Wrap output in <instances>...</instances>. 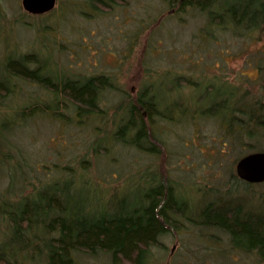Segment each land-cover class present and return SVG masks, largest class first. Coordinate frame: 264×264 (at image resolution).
<instances>
[{
	"label": "rangeland",
	"instance_id": "1",
	"mask_svg": "<svg viewBox=\"0 0 264 264\" xmlns=\"http://www.w3.org/2000/svg\"><path fill=\"white\" fill-rule=\"evenodd\" d=\"M88 1L55 0L52 8L34 14L23 8L21 0H0V72L8 54L32 51L46 59L54 76L64 71L81 76L106 73L118 87L117 91L103 96L101 105L106 117L102 119L78 122L72 115L69 123H65L47 112L36 114L23 126H16L7 136L9 150L17 145L28 159L18 158L7 165L15 171L23 169L21 175L18 171L10 173L6 166L0 165V201L30 194L33 188L53 178L75 174L74 179H80L79 173L90 179L87 186L74 182L86 197H92V192L109 194L120 189L129 174L132 181L141 182L140 175L146 168L172 179L190 201L222 194L228 188L244 196L245 187L250 185L248 195L256 203H264V181L239 185L232 179L239 148L228 142L221 143L224 141L221 130H217V124L211 119L177 116L180 110L174 108L175 120L160 123L164 141L158 143L160 153L157 155L134 152L110 141L100 145L108 148H98L100 142H95L113 132L114 117L119 111L116 103L127 97L126 92L135 97L140 86L151 81L153 70L158 71L154 76L156 84L162 76L159 73L168 69L199 83L214 81L218 87L220 79L253 93L257 89L254 80L257 71L254 61L248 58L252 53L248 47L258 46L259 42L246 45L245 41L234 40L218 30H211L213 37L203 41L205 37L201 32L206 23L202 16L181 13L179 18L174 16L173 8L166 9L158 0H116L109 8L91 6ZM13 83L14 93L0 99L2 112L13 116L14 108L21 104L45 105L51 101L50 90L36 82L13 79ZM198 93H205L202 83L193 90L190 87L166 90L165 96L171 101L180 99L187 105L193 104L194 94ZM210 98H214V93L206 99ZM261 139L260 145L264 147V136ZM5 151H8L5 145L0 146L1 160ZM106 161L112 162L115 176L101 170ZM186 223L182 230L160 239L161 247L153 248L151 264H196L200 260L202 264H219L222 258L224 261L220 264L229 263L226 256L216 257L220 251L209 236ZM5 224L7 220H0V238L4 236ZM75 256L76 264H108V258L102 253L96 256L76 253ZM231 259L234 264H252L253 261L252 256L235 252H231ZM41 263L30 261L29 264Z\"/></svg>",
	"mask_w": 264,
	"mask_h": 264
},
{
	"label": "trees",
	"instance_id": "2",
	"mask_svg": "<svg viewBox=\"0 0 264 264\" xmlns=\"http://www.w3.org/2000/svg\"><path fill=\"white\" fill-rule=\"evenodd\" d=\"M115 1L89 0L88 4L109 8ZM158 1L166 9L173 8L174 16L179 18L181 13L202 16L206 23L201 32L205 37L203 41L213 37L211 30H218L234 40L245 41L246 45L259 42L258 46L248 47L252 52L248 58L254 61L257 71L254 78L257 89L249 94L246 89L220 79L218 87L214 81L201 82L205 93L194 94L193 104L186 105L177 98L167 99L165 91L183 87L193 90L194 86H200V81L175 75L167 69L159 73L162 76L156 84L154 76L158 71L153 70L151 81H145L148 83L140 86L135 97L126 92L127 97L116 103L119 111L114 117V130L95 140L97 144L100 142L98 148H108L100 145L110 141L134 152L157 155L160 153L158 143L164 141L160 123L175 120L172 110L178 108L177 116H200L217 124L224 138L221 143L228 142L239 148L235 161L248 152L264 150L260 145L264 136V0ZM45 61L38 53L28 51L8 54L1 66L0 99L14 93L13 79L36 82L52 93L51 101L45 105L21 104L14 108L13 116L0 111V146L5 145L8 150L3 153L6 161L0 158V165L6 166L10 173L18 171L21 175L23 169L15 171L7 165L18 158L28 159L17 145L9 150L7 136L16 126H23L36 114L47 112L65 123H69L72 115L78 122L102 119L106 117L101 105L103 96L118 88L113 77L106 73L81 76L64 71L54 76ZM210 93H214V98L208 100ZM101 168L105 174L115 176L112 162H103ZM145 170L140 175L141 182L132 181L129 174L122 187L109 194L92 192V197H86L74 182L87 186L90 179L78 172L80 179H74L75 174L53 178L33 188L30 194L2 199L0 220H7V224L6 234L3 231L4 236L0 238V264H29L30 261L76 264V253L91 256L102 253L108 258V264H151L153 248L161 247L160 239L182 230L183 225H187L185 222L197 227L200 234L209 236L220 251L216 257H228V264H234L231 252L252 256V264H264V203H256L248 195L250 185L245 187L244 196L228 188L222 194L190 201L172 179L154 170ZM14 177V174L10 176V189ZM231 177L239 185L250 183L233 172ZM28 249L34 252L27 253ZM223 261L224 258L219 264Z\"/></svg>",
	"mask_w": 264,
	"mask_h": 264
},
{
	"label": "water",
	"instance_id": "3",
	"mask_svg": "<svg viewBox=\"0 0 264 264\" xmlns=\"http://www.w3.org/2000/svg\"><path fill=\"white\" fill-rule=\"evenodd\" d=\"M55 0H21L23 8L30 13H44L54 6ZM237 176L250 183L264 181V150L251 151L235 163Z\"/></svg>",
	"mask_w": 264,
	"mask_h": 264
}]
</instances>
